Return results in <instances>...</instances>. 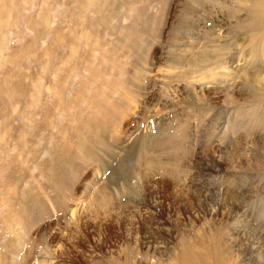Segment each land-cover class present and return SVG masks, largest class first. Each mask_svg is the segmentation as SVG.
Instances as JSON below:
<instances>
[{
	"label": "rangeland",
	"instance_id": "374dc122",
	"mask_svg": "<svg viewBox=\"0 0 264 264\" xmlns=\"http://www.w3.org/2000/svg\"><path fill=\"white\" fill-rule=\"evenodd\" d=\"M250 2L0 0V264H264Z\"/></svg>",
	"mask_w": 264,
	"mask_h": 264
},
{
	"label": "bare ground",
	"instance_id": "6f19581e",
	"mask_svg": "<svg viewBox=\"0 0 264 264\" xmlns=\"http://www.w3.org/2000/svg\"><path fill=\"white\" fill-rule=\"evenodd\" d=\"M238 8L242 9V7H238ZM242 12H243L242 18H244V20L241 22V25H239L238 30H239V32H242L241 35L244 37L246 45L249 43L252 44V45L248 46L247 48H245L246 45L244 46V49L245 50L247 49V50L243 54L246 57L250 58V60H251L249 62L250 67L251 66L255 67L258 65H264V43H262L263 41H261V39L264 40V0H251L250 4L248 6L243 7ZM248 27H250V28H248ZM248 37H249L250 41H248ZM257 55L262 56V57H260L259 59H256L255 61H252V58H256ZM258 84L264 85V80L259 79ZM258 88H259V86H258ZM258 98H259V102L264 103V94L260 95ZM242 116H243V113L239 114V118ZM255 123L257 125H261V123L262 124L264 123V110L262 112V117L260 119H257V121ZM172 142H174V141H172ZM173 146L175 147L176 143H174ZM176 149H177V147H176ZM182 150H184V149H182ZM182 150H181V152H182ZM171 158L176 159L177 158L176 153H172ZM182 158H183V156H182ZM184 158H185V156H184ZM177 165L181 166V164L180 165L177 164ZM153 166H154L153 172H156V174H157V172L158 173L163 172V169L161 166H159V164L153 163ZM167 173H168V171H167ZM231 209L236 210V208H233V207H231ZM144 223H146V222H144ZM203 237L204 236L201 234L198 237H196L195 240L196 241L197 240L198 241L205 240L204 239L205 237L204 238ZM216 237L215 238H209V240L212 241L213 243H212V245L210 244V247L207 251H205L204 248L202 249V247L194 246L195 244L193 246H190L188 243H185L187 241L180 242V244H179L180 249L178 250V252L175 253L172 257L169 256L170 258H168V260H166V262H163L162 260L156 259L153 264H233L232 260H231L232 258H230L229 255L223 254V252L221 251V247H222L221 242H220L221 237L219 236V240L216 239ZM181 244H183V245H181ZM201 245H199V246H201ZM129 256L130 255H128L127 252H124V255H123L124 259H120L121 257H120V255H118L117 259H119L120 261L113 262V264H151L150 262L142 263V262H138V261H137V263H136V261L131 263ZM147 257L153 258L154 256L148 254ZM114 259H116V258H114ZM113 261H115V260H113Z\"/></svg>",
	"mask_w": 264,
	"mask_h": 264
}]
</instances>
